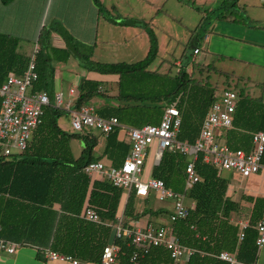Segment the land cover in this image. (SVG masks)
<instances>
[{"label": "trees", "instance_id": "1", "mask_svg": "<svg viewBox=\"0 0 264 264\" xmlns=\"http://www.w3.org/2000/svg\"><path fill=\"white\" fill-rule=\"evenodd\" d=\"M1 1L9 4L14 0ZM93 1L100 12L105 10L100 0ZM261 1L264 6V0ZM238 3L239 0H230L217 9L206 11V17L193 32L182 55L181 66L174 75L160 73V64L155 65L160 52L159 41L149 24L140 20L128 19L118 24L110 19V22L120 26L146 31L150 41L149 52L145 59L136 63L95 62L91 59L92 54H88L87 49L84 50L61 25L55 24L43 31L39 42L41 47L35 57L39 78L34 90L46 92L50 105L44 109L42 122L34 131L27 150L16 156L0 158V238L36 247L42 255L44 250L50 249L77 260L100 262L111 235V227L107 224H118L117 214L125 191L107 180L95 181L88 203L97 212L102 224H94L81 217L91 186L84 169L102 157L95 156L98 138L92 132L94 129L65 131L59 125L60 118L69 114L55 105L54 62L68 63L70 59H75L87 72L118 75L116 95L110 97L116 100L117 106L105 105L96 112L102 118L116 117L132 128L159 125L165 108L179 100L182 125L177 140L194 145L215 102L216 88L209 82L202 84L194 80L188 70L192 67L193 71L198 66L201 73L202 70L210 71V65L194 60L195 51L200 53L201 43L214 21L226 19L227 9H235ZM53 31L65 40V48L51 45L49 38ZM19 45V38L0 33V87L10 74L23 75L30 63L31 57L19 53ZM226 78L229 80V75ZM75 91L76 111L89 105L93 99L106 96L101 83L87 79H82ZM238 96L233 127L224 132V140L230 149L249 153L253 149V135L264 132V102L244 91ZM73 141H79L82 146L78 158L72 151ZM130 150L131 145L120 140L119 132L107 136L104 157L114 167L123 165ZM190 161L188 155L166 149L160 164L152 171L153 178L162 180L177 193L187 194L195 202V209L188 218L173 224V234L180 244L195 251L187 264H227L217 258L223 251H237L239 260L255 264L258 256L257 225L264 216V198H248V201L254 202V208L244 239L239 243L240 228L231 222V215L238 211L239 206L226 198L228 180L219 176L217 170L206 164L203 155L199 154L195 168L200 181L186 191V168ZM137 199L132 191L123 216L126 224L145 214V211L138 213ZM55 205H60L61 210H56ZM112 244L121 248L118 264H173L170 252L164 247H151L144 252L128 240L116 236ZM135 253L138 258L132 261Z\"/></svg>", "mask_w": 264, "mask_h": 264}, {"label": "built area", "instance_id": "2", "mask_svg": "<svg viewBox=\"0 0 264 264\" xmlns=\"http://www.w3.org/2000/svg\"><path fill=\"white\" fill-rule=\"evenodd\" d=\"M40 48L37 46L30 63L23 75L10 74L0 87V158H9L19 155L27 150L34 131L42 122L44 109L50 105V97L46 92L34 90V84L38 81L35 57ZM198 51H195L197 54ZM70 99L65 102L64 95L55 96V105L64 106V110L70 116L71 129L81 132L85 128L100 131L104 136L115 132H124L129 138L131 150L124 163L120 167H107L103 162L91 163L84 169V173L92 178L100 175L103 180L109 181L113 186L123 189L129 195L135 192L138 198H148L154 194L159 201H171L173 203L170 214V224L155 227L148 225L145 228L132 229L126 227L120 220L116 226V237L126 239L139 250L147 252L151 247L166 248L173 259V264H183L185 258H190L195 251L180 244L173 234L172 225L178 220L188 218L193 206L186 205V194L177 193L168 188L162 180L152 176L143 179L144 168L147 162L149 150L157 144V152L154 154V164L157 165L161 153L169 149L190 157V163L186 168V191L200 181L195 168V162L199 154L203 155L204 162L213 166L219 174L232 172L242 179H250L253 176L264 173V132L253 135V149L246 153L243 150H232L221 139L223 131L233 127L234 115L237 111L238 93L225 89L215 95V102L211 106L203 121L199 138L194 145L177 140V135L182 125V116L178 108L179 100L165 108L159 125H146L142 128H132L122 124L118 118H102L92 106H84L80 111L74 109L76 91L71 89ZM84 218L93 223L101 220L92 208L84 211ZM248 224H240L238 242L245 236ZM258 249L264 245V216L257 225ZM26 245L0 238V257L14 255L21 247ZM121 248L117 244H111L104 248L100 264H116ZM46 260L58 264H79L72 256L63 255L46 249L43 251ZM138 258L133 254L132 261ZM217 258L227 264H247L237 257L236 252L223 251Z\"/></svg>", "mask_w": 264, "mask_h": 264}, {"label": "crops", "instance_id": "3", "mask_svg": "<svg viewBox=\"0 0 264 264\" xmlns=\"http://www.w3.org/2000/svg\"><path fill=\"white\" fill-rule=\"evenodd\" d=\"M164 1V0H161ZM230 0H219V3H227ZM242 0H239L237 7L240 6ZM215 3V9L219 8ZM262 4V1H261ZM152 7L153 5L139 6L131 8V15L135 17L140 16V10L143 7ZM263 6V5H262ZM160 7V6H159ZM217 7V8H216ZM106 12L111 11V9L124 8L123 5L114 4L112 6L104 7ZM155 8V7H154ZM156 9V8H155ZM158 10V9H157ZM212 10V9H211ZM99 8L95 5L93 0H14L9 4H3L0 0V33L8 34L14 37L19 38V53L27 57H31L35 51V48L38 46L41 47L39 42L41 39V34L45 30V27L48 26V29L55 26V24L61 25L65 28L73 38L83 46L84 50L90 48H96L99 41L107 43L111 48L121 49V57L132 58V54H139V56H144L141 60L145 59L149 52V37L146 31L142 28L136 27H124L118 25L121 20L116 19V23L108 22L103 19V27L100 25V16ZM114 15V14H113ZM126 12H123L120 17L131 16ZM80 17L81 23L75 22V18ZM86 18H88L86 20ZM85 20V21H84ZM101 30V31H100ZM50 43L55 48H65L66 42L61 37V35L55 31L50 33ZM22 40L28 41V44L22 43ZM139 43V44H138ZM134 45L131 47V45ZM138 44V45H135ZM96 45V46H95ZM27 47L31 53H26ZM201 53V51H200ZM196 54V56L200 55ZM160 56V55H159ZM195 56V57H196ZM194 57V60L196 58ZM139 61V59H138ZM138 61L126 62V63H136ZM114 63V62H107ZM119 63V62H117ZM59 65V66H57ZM55 67V82H54V94H63L65 102L70 99V90L78 87L82 79H87L90 81H95L101 83L102 88L105 91H108L110 86L114 87L119 82L118 75H101L95 72H87L83 70L78 61L75 59H70L68 63H57ZM63 65V66H61ZM116 90L112 89V93H106V96L95 98L91 101L89 105L95 108V111L98 108H101L105 105H115L117 106L116 100H113L110 97L116 95ZM220 94L218 90L216 94ZM100 99V100H99ZM98 105L94 106L93 104ZM97 113V112H96ZM127 126V125H125ZM129 127V126H128ZM62 128V127H61ZM64 129V128H62ZM65 131H70L69 129H64ZM95 136L98 138V146L95 149V156L102 157L100 160L107 167L113 166L112 162L104 157V150L106 146V136H104L100 131H92ZM224 132L221 134V139L224 140ZM119 138L121 141L129 143V138L124 132L119 133ZM225 141V140H224ZM253 144V139H252ZM74 146H78V153H75ZM72 151L74 156L78 158L82 152V146L79 141H73L71 143ZM244 151V150H243ZM157 166L153 164V168ZM218 172V171H217ZM222 178L228 180V189L226 192V198L235 202L239 209L238 211L232 213L231 222L235 225L248 224L250 223L251 214L254 208V202L248 201L250 199L264 198V173L253 176L250 179H242L239 175L232 172H224L219 174ZM152 176V172H151ZM89 177V176H88ZM90 178V177H89ZM91 180V186L88 194L87 201L82 210L81 217L84 218V211L87 208H92L89 205V197L92 190L93 183L95 181H102L100 175H94ZM129 198V194L124 192L122 201L118 210L117 218L118 224L120 220L122 223H125L123 220L125 207ZM186 205L193 206L195 209V202L189 199L186 194ZM173 203L171 201H159L156 199L154 194H150L148 198H138L137 199V211L142 214L145 211V214L142 215L138 220H131L129 224L124 226L131 227L132 229L145 228L148 225H153L155 227L171 225L170 224V214L172 212ZM55 209L60 211L61 206L55 205ZM93 209V208H92ZM193 209V210H194ZM94 210V209H93ZM97 213V212H96ZM100 218V217H99ZM85 219V218H84ZM86 220V219H85ZM87 221V220H86ZM89 222V221H88ZM93 223V222H91ZM101 225L100 223H94ZM116 224V226L118 225ZM111 227V235L109 239V245L113 243V239L116 236V226L114 224H107ZM173 228V225H172ZM189 258L183 260V264H187ZM79 264H100V262H85L78 260ZM0 264H58L52 261H48L40 253L39 249L33 246H24L18 249L16 254L0 257ZM71 264V263H65ZM118 264V263H116ZM255 264H264V245L262 248L258 249V256Z\"/></svg>", "mask_w": 264, "mask_h": 264}, {"label": "rangeland", "instance_id": "4", "mask_svg": "<svg viewBox=\"0 0 264 264\" xmlns=\"http://www.w3.org/2000/svg\"><path fill=\"white\" fill-rule=\"evenodd\" d=\"M229 2L227 1V3ZM100 3L103 7L114 4L124 6L118 10L116 8L107 12L106 10L99 12L102 29H104L103 19L108 22L110 19H119L121 22L134 19L149 24L155 32L160 46V56L155 65L160 64V73L172 75L178 72L182 55L189 46L193 32L197 30L202 18L206 17V11L214 10L215 3H217V7L222 6L219 0H100ZM150 4L153 6H148L147 9L143 7L140 10L139 17L131 15V8L134 6ZM95 5L97 6L96 3ZM234 8L227 9L228 11L225 12L226 19L214 21L201 43L200 55L195 57L197 63L210 65V71L202 70L201 73L199 67L195 66L193 71L190 67L188 72L192 74L194 80L202 84L209 82L220 93L225 88H231L237 93L244 91L250 97L262 99L264 102V6H262L261 0H242L240 6ZM123 12L131 16L120 17L119 15H122ZM74 20L79 24L81 23L80 17H76ZM47 30L48 26L45 27L44 32ZM22 43L24 45L29 42L22 40ZM97 45H95L96 48L86 50L88 54H92L91 59L95 62H133L138 61V59L140 61L144 57L143 54L141 56L139 54L134 55L137 52L134 50L135 53L132 54V58L122 59L121 49L111 48L107 43L101 41ZM132 46L134 45L132 44ZM32 49L27 47V50L24 49V51L29 54ZM53 65H57V62H54ZM227 75L230 77L229 80L226 78ZM114 88H117L116 85L110 86L105 93L111 94ZM59 125L64 129L71 128L70 116L63 115L59 120ZM78 149V146H74L76 154ZM156 152L157 144H154L149 150L144 168V180L151 177Z\"/></svg>", "mask_w": 264, "mask_h": 264}, {"label": "water", "instance_id": "5", "mask_svg": "<svg viewBox=\"0 0 264 264\" xmlns=\"http://www.w3.org/2000/svg\"><path fill=\"white\" fill-rule=\"evenodd\" d=\"M162 155H163V153H161V156H160V158H159V161H158V163H157V166H158V165L160 164V162H161Z\"/></svg>", "mask_w": 264, "mask_h": 264}]
</instances>
